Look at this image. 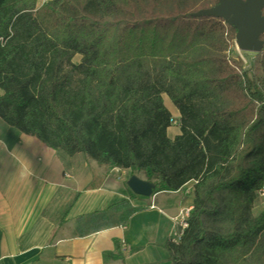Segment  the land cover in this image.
Wrapping results in <instances>:
<instances>
[{
	"label": "trees",
	"instance_id": "obj_1",
	"mask_svg": "<svg viewBox=\"0 0 264 264\" xmlns=\"http://www.w3.org/2000/svg\"><path fill=\"white\" fill-rule=\"evenodd\" d=\"M217 4L0 0L6 123L69 155L83 152L102 165L143 171L153 193L192 181L188 226L179 241L164 244L168 264H264V210L251 215L264 183V32L256 55L262 71L253 77L224 51L235 28L223 17L197 14ZM147 61L173 85L155 77ZM67 64L83 75L82 89L69 90ZM163 92L180 111L173 140ZM259 238L257 249H249Z\"/></svg>",
	"mask_w": 264,
	"mask_h": 264
},
{
	"label": "crops",
	"instance_id": "obj_2",
	"mask_svg": "<svg viewBox=\"0 0 264 264\" xmlns=\"http://www.w3.org/2000/svg\"><path fill=\"white\" fill-rule=\"evenodd\" d=\"M116 167L0 117V264H168L164 244L192 206V181L132 195Z\"/></svg>",
	"mask_w": 264,
	"mask_h": 264
},
{
	"label": "rangeland",
	"instance_id": "obj_3",
	"mask_svg": "<svg viewBox=\"0 0 264 264\" xmlns=\"http://www.w3.org/2000/svg\"><path fill=\"white\" fill-rule=\"evenodd\" d=\"M262 12H264V9ZM262 12H261V14H262ZM224 32H225V35L227 33L231 34L232 30L229 28H225ZM30 45H31L30 43H27V47H30ZM238 47H239V43H238V39H237V31H235L234 32V38L229 40V45H225L224 51H225V53L231 55L234 58L241 59L244 62V67L246 69H248L249 74L253 77H258L262 71V66H261L259 59L256 58V55L258 52L261 51L262 48L259 51L246 50V51L241 52L238 49ZM79 61H80V55H78V54L74 55L72 58V62L74 64H77ZM159 62H161V60H159ZM159 62H157V63H159ZM146 64L147 65L149 64V66L153 68V74L155 75V77H159L160 81L164 82L167 86L169 84L174 83L173 80L169 79V77H167L165 74L158 71V64H155V62H153V61H147ZM63 70L66 73H68L70 76L71 82L69 85V90L73 91V90L82 89L83 75L81 73H79L75 68H73L72 65H70V64L64 65ZM90 84L91 85L89 87V90L91 93V97L96 98L97 97V88L94 84V81L91 82ZM175 84L178 86L177 83H175ZM162 97H163L164 103L166 104V106L169 108V110L171 112V116L175 119V123H171L170 128L167 129V136L171 140H173L175 135L180 132V118H179L180 117V111H179L177 105L172 102V100L170 99L167 92H163ZM193 101L198 105L204 104L206 102L205 100H198V98H196V97H193ZM141 150L144 154L149 153L150 146H149L148 140L144 141L141 144ZM141 173L144 174L143 171L133 172V174H135L137 176H138V174H141ZM129 174L131 175V172ZM191 192H192V189H191ZM263 210H264V196L258 195L257 198L253 202L252 209H251V215L257 216ZM262 236L264 237V234ZM261 239L262 238L255 240L251 244L249 249H257V247L259 246V240H261Z\"/></svg>",
	"mask_w": 264,
	"mask_h": 264
},
{
	"label": "water",
	"instance_id": "obj_4",
	"mask_svg": "<svg viewBox=\"0 0 264 264\" xmlns=\"http://www.w3.org/2000/svg\"><path fill=\"white\" fill-rule=\"evenodd\" d=\"M263 6L264 0H218L217 5L197 14L223 17L236 29L242 49L259 51L262 47L259 35L264 32ZM126 184L133 193L146 197L151 196L155 188L153 182L135 174L127 178Z\"/></svg>",
	"mask_w": 264,
	"mask_h": 264
},
{
	"label": "built area",
	"instance_id": "obj_5",
	"mask_svg": "<svg viewBox=\"0 0 264 264\" xmlns=\"http://www.w3.org/2000/svg\"><path fill=\"white\" fill-rule=\"evenodd\" d=\"M49 0H36V5L40 6L43 3H46ZM171 123H175V119L172 117L170 119ZM116 171L119 173L118 178L121 177V175H128V177L130 176V169L127 168H122V167H116ZM258 194L259 196H264V183L263 185L259 188L258 190ZM191 209L190 207H185L182 208L178 214L175 217V221L177 224V230L173 233V235L170 237L172 241L177 242L181 239V236L185 230V228H187L188 226V215H189V210Z\"/></svg>",
	"mask_w": 264,
	"mask_h": 264
},
{
	"label": "bare ground",
	"instance_id": "obj_6",
	"mask_svg": "<svg viewBox=\"0 0 264 264\" xmlns=\"http://www.w3.org/2000/svg\"><path fill=\"white\" fill-rule=\"evenodd\" d=\"M238 49L242 52V51H246L244 49H242L240 46L238 47Z\"/></svg>",
	"mask_w": 264,
	"mask_h": 264
}]
</instances>
